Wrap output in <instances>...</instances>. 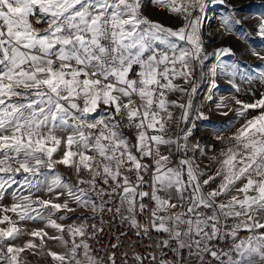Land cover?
Instances as JSON below:
<instances>
[{
    "label": "snow or ice",
    "instance_id": "snow-or-ice-1",
    "mask_svg": "<svg viewBox=\"0 0 264 264\" xmlns=\"http://www.w3.org/2000/svg\"><path fill=\"white\" fill-rule=\"evenodd\" d=\"M149 6L181 24L151 19ZM217 7L226 12L224 32L252 36L244 27L252 5L236 0H0V202L12 198L0 203V264H20L25 252L54 264H101L87 239L103 227L92 224L90 236L86 223H57L76 208L95 214L77 219L99 216L103 224L114 213L138 237L165 236L156 246L176 259L159 264H264V94L253 103L236 100L237 108L223 98L216 103L221 116L233 113L220 132L243 120L230 136H215L225 145L218 153L214 144L190 146L195 120H208L195 104L202 85L214 92L227 76L239 92L237 76L264 81V63L253 76L251 66L225 63L236 55L230 47L206 50L207 13ZM257 11L255 34L264 39V11ZM197 152L218 164L215 172L201 168ZM173 155L180 158L170 166ZM58 165L73 170L75 184ZM64 194L69 199L58 202ZM145 213L151 218L142 225L137 216ZM24 221L44 222L58 235L26 232ZM65 231L68 252L45 251L50 240L68 247ZM25 235L31 239L15 243ZM134 259L143 264L145 257ZM109 264H117L115 253Z\"/></svg>",
    "mask_w": 264,
    "mask_h": 264
},
{
    "label": "rangeland",
    "instance_id": "rangeland-1",
    "mask_svg": "<svg viewBox=\"0 0 264 264\" xmlns=\"http://www.w3.org/2000/svg\"><path fill=\"white\" fill-rule=\"evenodd\" d=\"M237 3L243 2L246 4L252 5L251 13H245L246 15H251L252 18L247 19L244 23V27L248 32L252 33V36L248 38L247 40L240 39L237 35H232L229 33L224 32L223 28L220 24V17L225 15V10L220 7L218 12L214 13L213 20L210 21L209 24L205 25L204 28V34H205V47L207 51H212L215 48L219 47H230L236 55L233 57H226L225 63H232L235 61H239L241 63L242 69L247 68L248 66H251V71L253 73V76L256 75V73L259 71L255 66L258 64H262L264 62H261L259 59H257L256 56L252 54V49L254 48L257 52H260L262 55H264V39L257 36L255 24L257 22V17L259 15V11H264V0H236ZM148 11L151 13V17L153 20H157L160 23L176 28L181 24V18L172 16L169 13H167L165 10L155 9L152 6H149ZM211 13V12H209ZM207 13V14H209ZM234 82L236 85L239 86L240 91L236 92L235 89L231 86L229 83V79L227 76H221V78L218 80V87L213 92V90H209L206 97H204V100L202 101V105L198 106V99L201 98L200 95L202 91L205 89L207 85H202L198 96L195 98V104L196 107L201 110L205 116L208 117V120H195L196 123V129L194 130L193 136L190 140V143H196L199 142L202 145L208 144V145H215L216 146V152L218 153L221 148L225 147V145L220 144L218 141L215 140L216 135H224L225 137L230 136L232 133H234L237 128L240 127V125L243 123L242 119H239L236 121L234 125H227L225 126V131L220 132L219 127L220 125L226 120L230 119L233 116V113H229V117H223L220 115V112L216 109V103L221 100V98L224 99V103L228 104L232 108L240 107V105H237L235 103L236 100H239L243 103H253L256 100L260 99L262 94H264V81H260L258 79H253L251 81H245L242 80L239 76L234 78ZM212 93L213 99L212 101H209L207 99L208 95ZM175 95L171 97L172 100H174ZM254 114V113H253ZM195 119V118H193ZM176 132L175 126L173 125L172 129L170 130L169 134L174 135ZM62 151L60 154L63 153V147H61ZM163 154L168 153V149L164 148V151H162ZM213 155L211 151H209L208 156L209 158ZM196 157L198 158L199 162L201 163V168L205 171L209 172H215L216 168L218 167V164L215 162H210V159H204L200 156V154L197 152ZM59 158V156H57ZM175 155L171 157V165L174 166L176 164ZM66 167L64 166H57V170L63 175V177L71 182L70 180V174L66 172ZM206 178V177H204ZM219 181H217L218 183ZM211 187H215V185H211ZM205 191H209V188H205ZM62 191V190H57ZM38 195L43 196L45 199H52L54 197V194L52 196L45 195L44 193H39ZM69 199V197L64 194L60 197V200L58 202H63L64 200ZM8 201H12V198H7ZM73 208H76L74 204L71 205ZM90 209V208H89ZM89 209H79L76 208L75 212L69 213L68 215L71 217L70 219L60 221L57 220V223L65 224L70 223L73 225H79L82 219H77L76 217H84L86 215V212L89 211ZM55 218V217H53ZM229 223L232 222L231 220L228 221ZM264 222V220H262ZM43 228L45 231L49 233V235H58L53 229L46 228L44 222H31V231L33 229H41ZM37 244H39V240L36 239L35 241ZM22 246V245H21ZM64 249H62V247ZM48 249H51L52 251L58 252V253H64L65 246L60 243L59 241H53L50 240L47 242V247L45 251ZM29 258H31V264H54V262L51 260L50 257H47L46 255H32L28 252L22 253L19 257V260L22 264L28 263Z\"/></svg>",
    "mask_w": 264,
    "mask_h": 264
},
{
    "label": "built area",
    "instance_id": "built-area-1",
    "mask_svg": "<svg viewBox=\"0 0 264 264\" xmlns=\"http://www.w3.org/2000/svg\"><path fill=\"white\" fill-rule=\"evenodd\" d=\"M145 15L150 16L151 19V13L148 11V9H145ZM173 96V95H172ZM169 99H171V97ZM126 134H129L127 130H125ZM191 146V143H190ZM189 156L192 155V152L189 151ZM196 155V154H195ZM180 157L178 155H175L176 162L178 161ZM197 163L201 165L198 158ZM66 172L70 174V180L71 183L75 184L77 181V177L72 169L65 168ZM81 175H84V173H81ZM151 172H149L146 175V179L149 181L148 185L145 186V191L151 190ZM133 180L135 179L132 177ZM163 195V193H161ZM95 198V197H94ZM107 199V197H105ZM145 203L148 205L149 209L153 206L152 202L150 200H145ZM114 206V205H110ZM95 215L91 209H89L88 212H86V215L84 217H91ZM150 213H145L143 216H137V220L140 224L145 225L148 220H150ZM103 224H101V218L97 216L96 219H87L80 222L86 223L89 227L87 228V232L91 236V233H93L94 229L91 227L92 224H96L97 228L103 227V232H97L95 238H88L87 242L91 246V253L92 255L97 259V261L101 262V264H109V256L115 253L117 264H137V262L134 259L135 254H139L143 257H145L143 264H159V261L161 259H164L166 261H173L176 259V257L169 252L167 249H164V252L167 253L164 256H161L160 249L156 246V241L158 239H164L165 236L161 235L158 236L155 231H151L149 234V237H138L134 235L135 230H130L127 223L121 222L119 217L115 216V214H104L103 217ZM231 224V223H229ZM64 225H73L70 223H65ZM121 233H124V235H121ZM251 235V233L248 232H240L239 238H247V236ZM64 239L69 241L68 247H65L64 253L68 252V248L71 246L70 237L67 234V231L64 233ZM79 239V238H78ZM117 244L119 245L117 248H113L112 245ZM221 247H225V245H221ZM152 255L156 256V260L152 261L150 257ZM186 256V253H185ZM83 260V256L81 253V256L79 257ZM31 258H29L28 263L31 264ZM20 264L21 261H20Z\"/></svg>",
    "mask_w": 264,
    "mask_h": 264
},
{
    "label": "crops",
    "instance_id": "crops-1",
    "mask_svg": "<svg viewBox=\"0 0 264 264\" xmlns=\"http://www.w3.org/2000/svg\"><path fill=\"white\" fill-rule=\"evenodd\" d=\"M181 83H182V82H181ZM174 98L177 99V95H175ZM175 99H174V100H175ZM203 100H204V98H199V99H198V106H201V105H202V101H203ZM61 151H62V149H60V152H61ZM162 151H164V148H162ZM7 198L10 199L11 196L6 197V198H5L2 202H0V203H3V204L6 205V206L10 205V204L12 203V201H11V200L8 201ZM9 215H13V214L9 213ZM13 218L15 219V216H14V215H13ZM261 222H262V221H261ZM228 223H229V222H228ZM230 223H232V222H230ZM20 226H21L22 228H24L26 232H30V231H31V221H24V222H21ZM28 239H31V237L25 235V236L22 237L21 239L17 240L15 243L18 244V245H23V244L25 243V241L28 240ZM61 247H62V249H64L63 246H61Z\"/></svg>",
    "mask_w": 264,
    "mask_h": 264
},
{
    "label": "bare ground",
    "instance_id": "bare-ground-1",
    "mask_svg": "<svg viewBox=\"0 0 264 264\" xmlns=\"http://www.w3.org/2000/svg\"><path fill=\"white\" fill-rule=\"evenodd\" d=\"M213 7H215V6H213ZM219 8H220V7H217L215 12H218ZM215 12H211V13L207 14V20H206V22H205V25L209 24L210 21L213 20V18H214L213 16H214V13H215ZM209 90H210V88H209L208 86H206L205 89L202 91L200 97H201V98L206 97L207 94H208V92H209Z\"/></svg>",
    "mask_w": 264,
    "mask_h": 264
}]
</instances>
